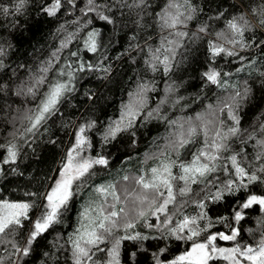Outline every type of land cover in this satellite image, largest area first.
Returning a JSON list of instances; mask_svg holds the SVG:
<instances>
[{
    "label": "trees",
    "instance_id": "16d2710c",
    "mask_svg": "<svg viewBox=\"0 0 264 264\" xmlns=\"http://www.w3.org/2000/svg\"><path fill=\"white\" fill-rule=\"evenodd\" d=\"M49 2L25 0L21 10L16 11L19 0H0V48L3 49V55H0V146H3L0 147V159L7 156L9 145H16L17 151L14 163L0 165L3 169L0 171V200L22 201L37 206L30 209V219L34 220L40 214L38 206L44 203V194L57 178L64 162L65 151L76 130L72 128L74 123L94 124L92 128H86L85 135L91 147L85 148L84 155L92 158L104 156L108 164L95 165L92 169L95 175L78 191L74 183V195L67 208L62 210L60 222L52 225L34 243L29 256L8 258L13 242L24 246L31 227L28 221L24 222L22 229H15L10 235L0 238L3 241L0 242V257H4V264L17 260L18 264H75L70 237L75 238L84 207L92 204L95 208L101 203L102 198L94 192L95 186L108 183L117 184L122 196L117 210L124 207L127 216L118 218L120 226L111 234H105L101 243L89 246L92 258L84 260L83 264H116L110 255L115 241L136 233L148 239H121L116 257L118 264H156L157 259L161 264H168L189 251L193 242H203L207 235L219 232L230 235L232 228L239 230L236 240L217 239L214 242L216 247L258 245L264 239V209L259 205L240 209L236 205L238 202L242 204L248 195L264 196V171L261 170L264 168V156L256 158L264 152V147L258 143L264 141V130L261 129V123H264V23H261L264 21V0H188V4L177 0L184 4L180 11L185 16L191 14L192 19L176 29H162L157 15L163 12L169 0H145L140 6H135L137 0H95L102 7L87 13L82 10L86 9L88 0H74V4L62 0V9L55 16L42 11ZM189 4L195 11H189ZM5 8L7 12L3 11ZM98 13L107 15L113 22L100 19ZM233 18L241 26L247 21L242 36L234 34L228 27V21ZM201 27L206 31L200 32ZM92 31L98 33L95 53L85 46L88 33ZM176 31H184L188 35L178 38L174 35ZM164 38L176 40L180 45L167 74L162 64H157L153 71L149 52V49L159 48ZM233 39L246 46L228 43ZM62 42L67 46L62 48ZM211 43L223 45L236 54L221 53L212 58ZM53 53L57 56L53 57ZM80 63L92 64L95 70L86 68L81 72L78 70ZM68 65L74 72L69 85L73 91L65 94L58 110L44 124L34 132H26L30 126L26 117L47 90L46 84L40 85L33 96L27 94V87L35 83L42 68L49 67L46 76L53 80L55 73L62 67L68 68ZM210 68L220 72V82H226L229 87L209 83L203 73ZM103 69L109 70L105 72ZM141 85L147 86L145 96L148 99L142 117L148 111L157 108L159 111L154 112L153 118H139L133 128L105 142L100 136L102 127L108 120L120 118V105L130 90L135 88L139 91ZM169 88L172 90L168 91ZM237 91L241 94L237 98L239 106L233 107L240 118V131L224 141L228 147L222 150V156L227 158L239 153L241 166L258 179L249 184L245 177L246 190L241 189L235 195L226 194L223 200L215 203L206 200L204 211L213 221L212 227L193 241L177 240L168 235L167 228L174 227V222L185 215L196 216L201 211L197 202L214 193L216 187L191 185L192 192L178 197L174 213L173 206L169 205L174 222L156 227L161 224L163 215L158 214L160 219H157L147 204L139 205L138 201L133 202L132 197L125 201L124 188L133 193V197L139 188L132 179L123 181L122 178L143 175V169L169 153L170 158L178 162L190 161L192 155L204 146L202 130L198 129L193 143L174 150L169 129L178 127L170 121L177 122L180 116H191L206 110L208 105H214L220 110H207L210 113L208 123L213 118L215 122H224L225 128H215V131L219 129L227 133L236 125L226 116L225 104L227 101L233 104L231 97ZM161 101L165 102L162 104ZM178 131L175 129L173 134ZM177 172L178 169L174 168L173 173ZM208 179L222 187L227 180L238 178L232 169L229 172L218 169ZM179 186L182 187L183 183ZM140 211L145 212L143 217L138 215ZM234 211L242 212L241 221L233 219ZM218 217L225 219L216 222ZM125 219L133 224L132 228L123 227ZM206 223L201 222V227ZM160 249L166 251L161 253ZM132 252L136 253L135 257L131 256ZM210 264L230 262L217 257Z\"/></svg>",
    "mask_w": 264,
    "mask_h": 264
},
{
    "label": "snow or ice",
    "instance_id": "6c2138e0",
    "mask_svg": "<svg viewBox=\"0 0 264 264\" xmlns=\"http://www.w3.org/2000/svg\"><path fill=\"white\" fill-rule=\"evenodd\" d=\"M68 3L74 4V0H67ZM145 0H137L135 6L143 5ZM25 3V0H19L16 6V11H20ZM184 4H188V0H184ZM184 4L178 3L177 0H169L166 8L162 13H158L160 20V27L162 29H176L178 25L186 24L187 20L192 19V15L185 16L184 12L180 9L184 7ZM102 7L97 5L95 0H88V4L85 10L87 12L96 11L97 8ZM189 11H195L189 4ZM62 9V0H50L46 6L42 7V11L48 16H55L58 11ZM175 9V11H171ZM3 11L7 12L5 8ZM100 19L112 23L113 21L107 15L98 13ZM243 20V17H240ZM264 23V21H261ZM228 27L234 34L243 35V31L247 27V21L241 26L237 23L236 18L228 21ZM200 32L206 31V28L201 27ZM98 33L92 31L88 33V38L85 41L87 49L93 53L97 51L96 36ZM174 35L178 38L187 36L188 33L184 31H176ZM220 35V34H218ZM228 43L236 44L240 43L241 47H245L242 42L235 39L229 40ZM67 43L62 42L61 47H66ZM179 43L176 40H168L164 38L161 41V46L155 50L149 49L151 53L152 69L156 70L157 64H162L165 74L171 71L172 59L175 56L176 48L179 47ZM212 58H215L221 53L227 55H235L234 51L225 48L223 45H217L211 43L209 45ZM59 51V50H58ZM0 55H3V49L0 48ZM75 56L76 53H71ZM57 53H53V57H56ZM161 56L163 57L161 59ZM243 59V58H241ZM87 70H95L92 64L85 65L80 63L78 70L83 72ZM68 71H60V76H67V81L60 79L48 80L46 74L49 71V67H44L40 70L41 75L35 80V83L27 87V94L33 96L36 95V89L40 85H45L47 90L42 93V98L35 109L30 110V113L26 118L30 122V126L26 129V132H34L42 124H44L49 117H51L57 110L58 105L62 102L67 92L73 91L69 86L71 79L74 76V72L71 65H68ZM107 72L109 69H103ZM241 69H237L240 71ZM221 73L214 68H210L203 73V77L211 84H216L220 87L227 88L229 85L220 82ZM227 75V74H225ZM235 87V85H231ZM172 89L169 88L168 91ZM147 91L146 85H141L139 91L130 94V99L122 106V112L120 118L115 120L108 126L104 132V140L107 142L109 139H115L118 133L125 132L134 127L139 118L145 120L153 118L154 112H158L159 109L148 111L146 115L142 117V111L146 107L147 98L145 93ZM19 94V93H18ZM241 94L239 91L235 93V96L231 97L233 104H225V108L228 110V116L235 123L228 129L227 133H222L219 129L215 131L214 136L211 139H207L209 128L207 124L197 125L193 122V118H188V127L185 130L184 124H180V131L176 133V140L173 142V149L178 150L184 148L186 145L193 143L195 136L198 134V129H201L206 137L203 148L198 150L192 155V159L188 162L177 161L170 158L169 155L162 159L157 167L150 169V177L146 178L141 175L136 178H130L124 176L123 181H129L132 179L138 186L139 191L133 193L129 192L127 188L122 190L123 197L127 201L130 197L133 198V202L139 201L140 204H147L152 209V215L157 216L160 219V215H163V220L160 225L156 227H164L172 224L173 215L170 214L169 205H172V212L174 213L177 204L178 197L182 198L192 192L191 185L203 184L205 187L212 185L216 187V191L210 196H205L203 200L197 202V207L201 209L196 216H183L182 219L175 221L174 227L167 228L168 235L175 237L177 240L193 241L195 237H199L202 232H207L208 228L212 227L213 221L208 218L207 212L204 209L207 207L205 201L210 200L215 203L225 198V195H235L241 189H247L248 185L244 183V178L247 177L248 183H252L258 179L255 174L249 175L244 167L241 166L238 160L239 153L228 156L227 158L222 156V150H226L228 145L224 143L228 136H235L239 131L240 118L235 114L234 107H238L237 98ZM165 101H161L163 104ZM211 107V105H209ZM223 110V109H221ZM195 120H202L201 114H197ZM175 125L176 121H170ZM222 123V122H221ZM93 123L87 125H81L78 132L75 134V143L67 152L66 163L59 169L58 177L54 179V183L50 185V190L44 196V203L38 206L40 214L33 220L29 217V211L35 205H31L27 202H9L0 201V238L6 235H10L15 229H22L24 222L28 221L31 225L28 231L27 238L24 241V246L20 247L16 243H12V251L8 258L11 260L12 256L27 257L33 251L34 243L49 230V228L59 223L62 217V210L67 208L70 199L74 195L73 185L75 183L76 190L78 191L83 184H86L95 172L92 171L95 165L108 164V160L104 156H96L95 158L82 155L86 147H91L87 136H85L86 128H92ZM261 129L264 130V123H261ZM133 135H135L133 133ZM134 143V141H133ZM264 147V141L258 142ZM3 147V146H0ZM163 155V154H162ZM264 156V152L257 155V159ZM17 159L16 145H9L7 147V156L0 159V165H8L14 163ZM178 169L176 174L173 173V169ZM218 169H223L224 172H229L230 169L234 170L235 177L238 179L227 180L222 187L217 186L215 181L208 179L213 173H216ZM264 171V168L261 169ZM0 171H3L0 167ZM183 186L180 187V183ZM94 192L102 198L101 203L96 205L95 208L92 204L84 207L80 214V227L76 230L75 238L70 237L73 244V256L75 258V264H83L84 260H91L90 247L95 246L102 242L105 234H111L114 229L120 226V220L118 218L127 216L124 207L117 206L121 202V192L118 191V186L115 183L101 184L94 188ZM253 205H259L264 209V196L248 195L246 200L240 204L237 203L236 207L240 209H248ZM42 209V210H41ZM95 213V215H93ZM140 217L145 215L144 211L138 213ZM225 217H218L216 222H221ZM233 219L239 222L243 219L241 211H234ZM207 221L204 227H201V222ZM152 227L153 225H148ZM124 228H132L133 224L126 219L123 222ZM186 233V235H185ZM239 234L237 228L231 229V234L227 235L223 232L209 234L206 236L203 242H193L189 251H186L182 255L177 256L174 260L168 262V264H210L217 257H222L224 260L229 261L230 264H244L245 261L248 264H264V239H261L258 245L255 247L246 245L241 247L237 244L231 248H218L215 245L217 239L224 241H234ZM121 239L129 240H146L148 237L141 236L140 233H136L134 236L121 237L115 241L112 249H110V255L113 260L118 264L116 257L118 256V248ZM0 242H3L0 239ZM166 249H160V252H165ZM47 255V253H44ZM156 255V254H154ZM132 257L136 256L135 252L131 253ZM0 264H4V257H0ZM12 264H18L17 261H13ZM156 264H161V261L157 259Z\"/></svg>",
    "mask_w": 264,
    "mask_h": 264
},
{
    "label": "rangeland",
    "instance_id": "374dc122",
    "mask_svg": "<svg viewBox=\"0 0 264 264\" xmlns=\"http://www.w3.org/2000/svg\"><path fill=\"white\" fill-rule=\"evenodd\" d=\"M97 67H99V66H97ZM61 70H63L64 72H67L69 69L68 68H60L56 73H55V75H54V79H60V80H62V81H67L69 78L67 77V76H60L59 75V73H60V71ZM73 80V79H72ZM138 90H135V88L134 89H132V90H130L129 91V93L130 94H132V93H136ZM128 93V96H127V98L125 99V101L120 105V113L122 112V106L125 104V103H127L128 101H129V99H130V94ZM147 101H148V99H147ZM227 101V100H226ZM227 103L228 104H232L231 102H228L227 101ZM147 105V104H146ZM218 108L219 107H217V106H214V105H211V107H209V105L208 106H206V110H204V111H202V112H200V113H196V114H194V115H191V116H180L179 117V119H178V121H177V123H176V125H177V127L178 128H171V129H169V131H170V133H171V135H172V140H170L171 142H174L175 140H176V135H174L173 134V131L175 130V129H178L179 131H180V128H179V125L180 124H184V129L186 130L187 129V127H188V123H187V121H188V118L189 117H191V118H193V122L195 123V124H197V125H202V124H207V126H208V128H209V133H208V137H207V139H211L213 136H214V134H215V128H225L223 125H225V123L224 122H222L221 123V121H218V122H215V118H213L212 119V121H210L211 123H208L209 121V115H210V113L208 112V111H216V110H218ZM208 110V111H207ZM219 110H220V108H219ZM234 112H235V109H234ZM197 114H201V116H202V120H200V121H197V120H195V117L197 116ZM228 118H230L229 116H228V111H227V115H226ZM119 118H117V119H112V120H108L107 121V123L102 127L103 128V130H102V133H101V139H103L104 140V132H105V130L108 128V126L110 125V124H112V122L113 121H115V120H118ZM81 125H85V124H79V125H77V124H75L74 123V125H73V127L72 128H76V130H75V132H74V134L72 135V141H71V143L68 145V148L66 149V157H67V152H68V150L70 149V148H72V146L74 145V143H75V134L78 132V130H79V128H80V126ZM210 128H212V129H210ZM231 128V127H230ZM201 130V129H200ZM212 130H214L213 132H212ZM86 132V131H85ZM171 135H170V137H171ZM86 136V135H85ZM201 138H202V140H204V143H205V139H206V137H205V135H204V133H203V131H202V133H201ZM84 153L85 152H83L82 153V155H84ZM66 157H65V159H64V162H63V164L64 163H66ZM88 157V156H87ZM147 157H149L148 155H147ZM223 157H224V155H223ZM160 161L161 160H158V161H156L152 166H150L149 168H146V169H143V175L146 177V178H149L150 177V169L151 168H153V167H157L158 165H159V163H160ZM63 164L61 165V167L63 166ZM60 167V168H61ZM59 168V169H60ZM58 174H59V171H58ZM57 177H58V175H57ZM54 183V182H53ZM52 183V184H53ZM51 184V185H52ZM50 190V187L46 190V192H45V194L48 192ZM45 194H44V196H45ZM0 201H8V200H0ZM9 202H22V201H9ZM128 202V201H127ZM126 202V203H127ZM138 203H139V201H138ZM139 205H142V204H140L139 203ZM219 248V247H218ZM190 250V249H189ZM244 264H248V262L247 261H245L244 262Z\"/></svg>",
    "mask_w": 264,
    "mask_h": 264
}]
</instances>
